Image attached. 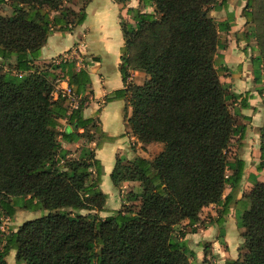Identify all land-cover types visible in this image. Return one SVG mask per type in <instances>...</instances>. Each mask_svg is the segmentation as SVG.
Listing matches in <instances>:
<instances>
[{
	"label": "trees",
	"instance_id": "obj_1",
	"mask_svg": "<svg viewBox=\"0 0 264 264\" xmlns=\"http://www.w3.org/2000/svg\"><path fill=\"white\" fill-rule=\"evenodd\" d=\"M70 1L0 0V9H8V16L0 14V63L12 67L3 72L0 66V264H8L11 251L16 264H198L181 226L194 228L213 205L223 236L244 169L242 160L228 154L233 139L239 144L245 132L229 103L241 99V108H247L248 96L220 82L227 67L217 53L219 33L228 32L230 24L229 18L217 22L209 15L226 1L139 0V9L128 10L134 24L120 20L124 88L105 101L126 99L134 137L162 150L151 160L116 158L112 186L138 187L127 195L130 205L111 212L100 188L102 166L89 146L96 143L95 134L103 135L96 120L83 117L89 75L75 59L62 56L38 64L53 31L84 22V11L78 16L64 6ZM259 2L263 15L264 0ZM254 5L247 0L243 8L246 23ZM146 7L152 13L143 12ZM263 65L264 38L252 60L255 83ZM131 71L145 75L142 85L128 82ZM56 72L79 101L71 110L60 93L54 97ZM60 121L67 126L63 131ZM82 139L77 158L62 147ZM261 160L258 170L264 169V147ZM245 199L247 208L236 223L243 231L239 257L225 264H264V183L254 180ZM18 211L39 215L2 240V220H13ZM100 213L110 214L100 218ZM207 252L206 246L204 257Z\"/></svg>",
	"mask_w": 264,
	"mask_h": 264
},
{
	"label": "crops",
	"instance_id": "obj_2",
	"mask_svg": "<svg viewBox=\"0 0 264 264\" xmlns=\"http://www.w3.org/2000/svg\"><path fill=\"white\" fill-rule=\"evenodd\" d=\"M225 1L226 5L224 7L211 10L209 15L217 22L233 18L234 23L243 24L246 19L242 15V9L245 7L247 0ZM256 1L261 0H252V3ZM139 8V0H89L85 4L84 13L86 17L84 22L79 26L73 27L70 31H53L42 47L38 61V63L47 64L55 61L60 56L70 57L75 59L79 66L85 68L89 75L91 93L85 103L83 117L96 120L97 126L103 135L96 142L97 144L92 143L91 147L94 148L95 157L102 166L100 188L102 189V186L106 188L103 191L108 197L106 208L109 202L113 201V198L115 199L116 195V191L110 181V174L114 169L116 158L125 157L131 160L134 156H137L147 160L152 159L144 152H147L151 144L142 145L139 143L127 122V118L131 115V107L127 100L114 99L108 102L105 101L114 92L124 88L120 65L125 40L122 35L120 20L123 19L127 24L133 25L134 22L128 14V10ZM152 11L151 7H146L143 10L145 13H152ZM226 53V51H221V54H219L222 57L224 66L230 68L228 66V61L230 60L243 62V54L240 53L234 58L233 51ZM248 67L249 65L244 64L243 69H248ZM145 79L144 74L132 72L128 82L140 86ZM244 91H234V93L242 95V98L248 96V107L241 108L239 103L241 99L237 102L238 117L244 120L242 126L245 128V132L243 140L239 143L240 147L237 143L234 148L233 156L244 162V169L240 186L234 194V199L229 205L228 214L224 217L222 225V240L225 247L220 245L218 239L219 228L214 221L216 211L214 210L215 207L211 205L213 211L207 225L189 235L190 239H194L196 249H191V246L187 247L195 254L198 249L196 258L198 257L199 249L200 254L202 253V256H204V248L201 242L205 241L211 243L212 250L214 249L220 254V258H218L220 262L225 263L227 259H237V256H233L232 253L238 251L243 240L241 237L242 230L237 228L236 214H238V211H244L247 208L245 195L253 188L254 180L264 183V169L258 170V166L262 164L261 147H264V133L262 135V131L264 132V104L254 87ZM66 127L65 123L64 129ZM80 132L82 131L80 130ZM68 145L62 144V147L67 149ZM129 185L131 187L137 186L136 183H130ZM229 193L230 188L227 187L224 196ZM107 209L109 212L118 210V208ZM223 248L226 249L223 250ZM230 254L231 258H228Z\"/></svg>",
	"mask_w": 264,
	"mask_h": 264
},
{
	"label": "rangeland",
	"instance_id": "obj_3",
	"mask_svg": "<svg viewBox=\"0 0 264 264\" xmlns=\"http://www.w3.org/2000/svg\"><path fill=\"white\" fill-rule=\"evenodd\" d=\"M85 4H86V2L83 0H72L70 2L65 3L64 6L66 8H69L72 11L75 10L73 12H75L78 16H80V14L85 9ZM260 5L258 4V2H255L254 7L249 9L250 11L252 10L254 17H252L251 21H249L248 23H246V21H245L243 24L240 23L238 25L237 23H234L233 18H231L229 20L230 30L228 32H220L219 33V39H220L222 49H219V51L217 53L221 54V51H226L227 53L229 51H233L234 52V58L237 55H239L240 53L243 54V62L242 61L241 62L231 61V60L228 61V66L230 68L227 67V71L226 70L220 71V82L224 83V84H229L230 85V91L233 93L236 90H238L240 92L241 91L245 92L244 90L251 88V87H254L258 93V90L261 89L262 93L259 94V96L261 97L263 104H264V65L260 67L261 68L260 69L261 70V77H260V82H258V83H255L254 71H253V66H252V60H254V58H256V56L261 53V47H262L263 38H264V14L262 15V13H261V6ZM257 8H258V10H257ZM0 14L2 16H8V9L7 8L0 9ZM70 59H72V58H70ZM38 64L44 65L46 63H38ZM47 64H49V63H47ZM244 64L247 66L249 65L248 69H245V70L243 69ZM0 66H2L3 72L12 70V67L8 64L2 65L0 63ZM55 74H56V77H55V80L53 81V83H54V87H55V92L58 93L59 90H61V88H62V82H61L62 78L58 72H56ZM131 75H132V72L129 73V76H131ZM78 102L79 101L75 97H70V98L65 99V104H66V106H68L70 108V110L72 108H74L78 104ZM237 104L238 103H231V102L229 103L231 112L234 114L238 110ZM243 121L244 120H242L240 117L235 115V123L237 126H242ZM60 124H61V127H60L59 131H63L64 126H65L64 121H60ZM96 124H97V122H96ZM91 132H94V129H92L90 131V133ZM263 133L264 132L262 131V135H263ZM94 138H95L96 142L99 141V135L98 134H95ZM237 143H238L237 139L234 138L232 141L231 147L229 148V151H228V154L230 157L233 156L234 148L237 146ZM84 145H85V141L82 139L77 144H69L67 146V149L70 150V152L72 153V156L74 158H77L80 148ZM89 146L91 147V144ZM161 150H162V145L157 144V143H152L150 145L149 149L147 150V152L144 151V148H143V151L150 158L155 157L159 152H161ZM129 184L130 183L122 184L120 189L114 188V190L116 191V195H115V199L113 198V201L111 200L109 202V205L107 207V208H109V210H112L114 208H118V210H119L122 205H130L131 204L127 201V195L131 190L136 189L138 187V184L136 183L137 184L136 187H131ZM102 187H103L101 189L102 191L106 190L105 186H102ZM135 205H137V204L135 203ZM211 208L212 207L209 206L201 212V214L199 216L200 217L199 222H198L197 226H195L194 228H190V227L186 226V224H187L186 222H184L182 224L181 228H182L183 232H185V234H186L185 235L186 237H184L185 240L183 239V242H184L186 247L191 246L192 247L191 249H194V250L196 249V246H195L196 243L194 242V239H190L189 235L193 234L191 231L192 229L195 230V232H196L197 229H201L207 225L208 220L212 216L211 214H212L213 208L212 209ZM214 210L216 211L215 215L217 216V211L219 209L217 207H215ZM242 212H243L242 210L240 212L238 211V214H236L237 218H238V215H240ZM38 215H39V213L18 211L13 220H9L7 218H4L2 220V226H1V230H2V237L1 238H2V240L5 239L6 237H8L13 232H15L16 229L22 223H24L27 220H32L35 217H37ZM107 215H108V213H100L99 214L100 218H105ZM221 230H222V228H221ZM219 233H220V228H219ZM222 238L223 237L221 235H219L218 239H219L220 245H222V247H225ZM3 244H4L3 242H2V244H0V248L3 246ZM201 244H202L203 248H205L207 246L208 252H207V256L204 257V256H202V253L200 254V249H199L198 257L196 258L198 264H225L224 262H220L218 260V258H220V254L217 253L214 249L212 250L211 243H207L205 241H202ZM224 249H226V248H223V250ZM197 251H198V249L196 250V254H197ZM232 255L233 256L235 255L238 258L239 252L237 251L235 253H232ZM228 258H231V254H230V257H228ZM227 260H231V259H227ZM6 262L8 264H16L14 251L9 252V254L6 257Z\"/></svg>",
	"mask_w": 264,
	"mask_h": 264
},
{
	"label": "built area",
	"instance_id": "obj_4",
	"mask_svg": "<svg viewBox=\"0 0 264 264\" xmlns=\"http://www.w3.org/2000/svg\"><path fill=\"white\" fill-rule=\"evenodd\" d=\"M64 60H68V57H63ZM70 59V58H69ZM59 61H57L56 63L58 64ZM62 88L61 90H59L58 93L55 92L54 97L57 98L58 94H61V97L63 98H70L71 97V92L70 89L67 85V82L65 79H62Z\"/></svg>",
	"mask_w": 264,
	"mask_h": 264
}]
</instances>
